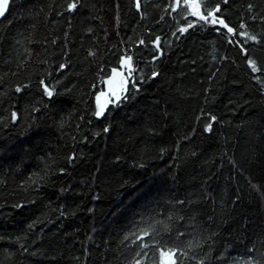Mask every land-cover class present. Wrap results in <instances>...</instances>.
<instances>
[{"label":"trees","instance_id":"1","mask_svg":"<svg viewBox=\"0 0 264 264\" xmlns=\"http://www.w3.org/2000/svg\"><path fill=\"white\" fill-rule=\"evenodd\" d=\"M72 2L12 0L0 23V264H134L150 224L143 264H264V0H204L257 37L247 56L219 25L181 35L174 0ZM123 56L136 86L99 119Z\"/></svg>","mask_w":264,"mask_h":264},{"label":"snow or ice","instance_id":"2","mask_svg":"<svg viewBox=\"0 0 264 264\" xmlns=\"http://www.w3.org/2000/svg\"><path fill=\"white\" fill-rule=\"evenodd\" d=\"M224 4H227L229 0H222ZM79 3V0H73L72 3H69L67 6L68 11H73L77 8V5ZM10 4V0H0V18L4 17L6 11L8 10ZM249 11L252 9V5L249 6ZM169 8L172 12H180L182 15V18L187 21L186 26L179 27L177 31L183 35L186 33L189 29L194 28L197 23L203 22L204 24H211V25H219L223 29H226V34L229 36H235L239 35L240 37L244 38L243 43L241 44V50L244 51L245 55L247 56V49L243 47L244 44H247L248 41H254L257 43H260V41L257 40V37L255 35L250 34L246 30V24L241 23L240 29H245V31L237 32V30L234 27H230L228 23H226L225 19L221 18L218 14L222 11L220 4L218 3L216 7L212 8L211 10L208 9L206 3L204 0H174V2H170ZM136 9L137 11L141 10V0H136ZM195 17V21L189 20L188 17ZM255 19V17H253ZM217 31L220 29L217 28ZM175 36L176 33H173ZM141 44L144 43L143 40L140 41ZM229 44L233 43V40L230 38L228 40ZM154 44L156 46L157 51H160V37H156V40L154 41ZM89 55H95L93 52H89ZM154 59H158V57H154ZM248 65L251 68V71L253 73H258L261 71H264L261 67L257 65V62L253 60L251 57H248ZM127 66L128 68V75L125 76L123 72H118L117 69L113 68L112 73L113 76L109 78V83L116 80V78H119V91L116 89H112V93L115 96L116 101H119L121 99V93L127 92V85L128 83L132 82L130 80V77L132 76V73L135 71V69L132 67V57L131 56H123L121 57V67ZM61 68H64L65 65H61ZM153 77L157 76L158 73L153 72ZM257 81V83H260L262 87H264V80L261 79L260 76L254 77ZM43 86L44 93L51 97L53 95L54 89H52L49 85H47L44 81L40 82ZM132 86L135 87V83L132 82ZM17 92L21 91L20 87H17ZM105 95L104 93H101L99 96H97V111L95 112V115L97 117H100L104 114V109L106 107L105 104L100 103L101 96ZM127 98V97H125ZM17 119V113L12 112L11 113V120L12 122H15ZM199 119V117H198ZM216 121L215 116L210 117V122L206 124L205 131H211L213 127V123ZM105 132L108 131L107 128L104 129ZM71 159V158H70ZM64 170L61 169V172ZM46 174V170H45ZM44 179V175H41L40 173H33L32 176L29 177V180L32 184L39 186V182ZM179 204H183L184 201H179ZM169 219L171 220L172 217L170 216ZM156 223H164L163 221H157ZM29 227H32V225H29ZM164 231H168L167 224L164 225ZM157 235V229L156 224H150L148 228L141 229L138 233L135 234L136 240L133 241L134 243L136 241H140L138 244V247L141 249V251L136 252V257H140L139 259L134 260V264H143V258L148 256V252L143 251V249L155 247V244H149L145 238L154 239V237ZM183 235V233H181ZM125 239H128L126 236ZM158 243V242H157ZM26 250V249H25ZM159 261L158 264H182L181 261L178 260V256L180 255L179 249L177 248H159ZM199 264H203L202 261L199 262ZM247 264H251V261H248ZM257 264H260L258 261Z\"/></svg>","mask_w":264,"mask_h":264},{"label":"water","instance_id":"3","mask_svg":"<svg viewBox=\"0 0 264 264\" xmlns=\"http://www.w3.org/2000/svg\"><path fill=\"white\" fill-rule=\"evenodd\" d=\"M10 4H11V1H10ZM10 4H9V7H10ZM9 7H8V10L6 11L4 17L0 18V23H1V22L5 19V17L7 16L8 11H9ZM119 72H123L124 75L128 74V68H127V66H126V67H123ZM118 80H119V78L117 77L116 80H114V81H112L111 83H108V84H107V86H106V91L103 92L105 95H103V96L100 98V103H101V104H105L104 102H105V100H106V98H107V95H108L109 91L111 90L113 84L116 83ZM95 104L97 105V99L95 100ZM104 115H105V109H104V114H103L102 116L98 117V118H99V119H102Z\"/></svg>","mask_w":264,"mask_h":264}]
</instances>
